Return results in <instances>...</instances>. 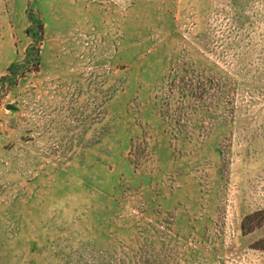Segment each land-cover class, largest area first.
Instances as JSON below:
<instances>
[{"label": "rangeland", "instance_id": "rangeland-1", "mask_svg": "<svg viewBox=\"0 0 264 264\" xmlns=\"http://www.w3.org/2000/svg\"><path fill=\"white\" fill-rule=\"evenodd\" d=\"M0 264H264V0H0Z\"/></svg>", "mask_w": 264, "mask_h": 264}, {"label": "trees", "instance_id": "trees-1", "mask_svg": "<svg viewBox=\"0 0 264 264\" xmlns=\"http://www.w3.org/2000/svg\"><path fill=\"white\" fill-rule=\"evenodd\" d=\"M39 29H40V34H41V36H42V34H43V29H44V27H43V24L39 21ZM33 49H34V47H33ZM33 49H29L28 51H27V55H30L31 53H32V51H33ZM37 57L39 58V56L37 55ZM37 61H39V60H37ZM9 73H11L13 76H15L16 75V71H15V67H11V69L9 70ZM12 79V77H10V76H5L3 79H2V81H1V83L4 85V83L6 82V81H10ZM13 81V80H12Z\"/></svg>", "mask_w": 264, "mask_h": 264}]
</instances>
